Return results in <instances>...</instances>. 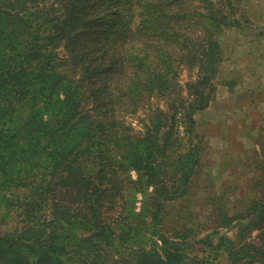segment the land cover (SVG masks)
Listing matches in <instances>:
<instances>
[{"label": "trees", "instance_id": "16d2710c", "mask_svg": "<svg viewBox=\"0 0 264 264\" xmlns=\"http://www.w3.org/2000/svg\"><path fill=\"white\" fill-rule=\"evenodd\" d=\"M247 2L0 0V264H192L194 241V264H264V147L201 240L167 210L197 195L195 116Z\"/></svg>", "mask_w": 264, "mask_h": 264}, {"label": "rangeland", "instance_id": "374dc122", "mask_svg": "<svg viewBox=\"0 0 264 264\" xmlns=\"http://www.w3.org/2000/svg\"><path fill=\"white\" fill-rule=\"evenodd\" d=\"M247 8L251 23L244 28L229 29L219 38L225 58L219 72L221 84L217 94L220 98L211 106H223L224 113L218 119L198 120L199 132L206 135L208 147L195 180L193 192L197 195L171 202L167 208L171 225L184 224L199 232L205 229L197 240L213 232L216 207L226 206L233 213L244 210L250 182L259 175L255 165L260 164V160L257 161L253 153L264 147V116L262 118L258 111L251 112L253 120L243 111L232 115L236 105L264 108V0H248ZM186 77L187 74L184 79ZM222 82H229L230 86ZM261 112L264 114V109ZM128 121L140 128L137 119ZM133 176L136 177L134 172ZM141 200L138 195L137 211ZM221 232L231 237L236 235V230L221 229ZM200 247L201 244L194 241L189 249L192 264V258L200 254Z\"/></svg>", "mask_w": 264, "mask_h": 264}, {"label": "crops", "instance_id": "0c3cea01", "mask_svg": "<svg viewBox=\"0 0 264 264\" xmlns=\"http://www.w3.org/2000/svg\"><path fill=\"white\" fill-rule=\"evenodd\" d=\"M219 94H217V97H216V99L217 100H219V96H218ZM257 107H246V108H244L243 106H237L236 105V108H234V109H236V110H233V112L234 113H232V115L233 116H235V114L236 113H239V111H243L246 115V117H249L250 119H252L253 120V115H254V113H251V112H253V111H258L257 113H260L261 114V116H262V118H263V116H264V114H263V112H261V109H264V108H262L261 106H259V105H256ZM223 108V106H220L219 108H217V107H212V106H210V107H208V108H206V109H204V110H201V111H198L197 113H196V119H197V121L199 120V119H202V120H213V119H218L219 118V116L221 115V114H223L224 113V110L222 109ZM245 111H244V110ZM263 111V110H262ZM250 113V114H249ZM249 118H247V119H249ZM246 119V120H247ZM248 121V120H247ZM253 128V127H252ZM251 128V129H252ZM250 129V130H251ZM253 129H256V127H254Z\"/></svg>", "mask_w": 264, "mask_h": 264}]
</instances>
